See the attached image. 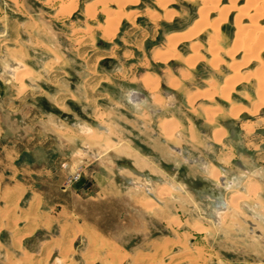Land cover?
<instances>
[{
	"label": "rangeland",
	"instance_id": "1",
	"mask_svg": "<svg viewBox=\"0 0 264 264\" xmlns=\"http://www.w3.org/2000/svg\"><path fill=\"white\" fill-rule=\"evenodd\" d=\"M211 1L121 0V4L113 2L109 6L104 3L102 17L94 19L97 28H103L99 24L103 23L102 18L104 23L112 19L108 23L114 22L115 26L122 21L120 33H115L116 29L111 28L108 34L110 36L113 33L112 38L106 35L109 42L96 41V29L92 27L85 30L72 27L71 30V27L57 25L61 46H67L68 52H71L63 60V66L73 68L78 73L77 76L91 69L101 73L113 71L115 67L123 69L117 80H112L113 83L107 80V85L100 90H94V87L90 89L89 107L71 108L76 118L73 122H77L76 127L81 131L77 136L82 141L79 154L83 157H75L70 172L57 171L52 179L41 177L35 171L44 158L39 153L41 151L21 156L20 160L14 161L9 158L11 155L8 153L6 161H2L3 152L14 150L20 144L33 147L34 141L20 139L22 129L18 123V110L15 109L10 114L3 113L2 116L3 105L0 102V264H264V249L257 243L236 240L230 233L222 239L217 237L219 229H213L210 224L213 221V210L209 203V193H205L208 183L203 179L193 182L195 167L189 163L195 161V154L181 156L180 150H177L181 149V144L187 142L192 143L196 151L199 148L208 150L206 144L209 140L203 138L198 131L200 128L209 130L208 127L213 123V119L210 121L207 118L210 117L208 112L212 108L205 105L217 106L216 96L219 99L224 98L223 101L219 100L221 103L231 104L230 91L234 90L236 83L242 78L240 73L243 69L258 68L253 70L254 73L251 71L245 74H251L254 78L243 76L247 83L250 78L257 80L264 74L260 67L264 65V5L259 7L258 0ZM72 3L71 0L68 4ZM204 9L205 19L201 14ZM109 12L113 18H106ZM76 17L78 16H74V19ZM115 18H119V21L114 20ZM199 19L201 25L197 28L196 22ZM238 29H243L244 32ZM192 30L198 33L195 36L193 32L189 34ZM214 33H217L216 36ZM135 40L138 42V54H116L135 48L131 42ZM192 42L196 46L190 48ZM153 47L158 52L162 50L159 54L164 57H160V62L148 60L149 54H144L149 53V49ZM251 47H255V50ZM250 48L253 50L252 54L259 49L258 54L252 55ZM98 50L110 52L103 54L109 57L101 60L100 64L96 62L101 57V54H97ZM244 56L247 61L243 59ZM57 61H61L60 57H57ZM15 63L19 65L16 71H11L14 75L12 77L8 67ZM6 64L2 66L0 63V90L2 86L8 87L6 94L13 97L10 101L15 102V105L24 104V98L29 96L26 92L33 94L27 86V80L33 78L31 69L20 61ZM21 65L25 69L19 71ZM232 66L239 69L233 70ZM3 67L8 76L1 74L4 73ZM178 67H181V77L183 76V82L187 85H207L208 88L216 90L217 95L201 94L195 102L199 106H184L187 111H183L181 106L184 104L182 97L164 101L161 92L167 87L160 75L163 70L169 74L175 73ZM129 70H132V77L129 76ZM257 71L261 73L259 77ZM187 72L197 73L199 79L192 78ZM150 73H154L153 78ZM229 73L233 74V78L228 76ZM209 74L212 77L210 81H200ZM234 79L239 80L229 86ZM129 81L134 84L132 86L141 84L147 87L151 101H155H152V105L163 109L162 115L152 119L145 109L131 110L121 107L122 116H127L128 119L131 116L130 119L134 121L133 130L128 123L121 122L114 114L120 109L118 104L123 103L120 89L127 87ZM224 84L228 86L224 88ZM182 88L175 90L183 92ZM98 92L107 93L109 97L98 100ZM19 99L23 102L18 101ZM165 104H175L177 107L172 108ZM21 109L23 112L24 106ZM183 112L184 116L198 118L191 123L196 137L185 139V142L180 138ZM203 114L207 116L206 122L201 121ZM212 116L215 117V114ZM152 131L158 147L155 153L147 154L151 153L147 137ZM158 134L161 138H157ZM176 134H180V137ZM50 145V140L42 143L44 148H49ZM134 150L137 153V164L144 162L142 155L153 161L148 164L150 167L147 171H138L140 176L116 166L120 155L130 156ZM97 160L104 166L98 165ZM198 161V164L203 163L202 160ZM19 166L26 167L21 175H18ZM63 166L64 163L60 165L64 168ZM181 181L189 183L191 193H196L195 198L190 195L191 205L196 208L195 216L193 213L181 211V201H175L181 199V189H188ZM26 185L30 188L28 192L24 188ZM231 185L224 187V190L229 191ZM163 187L171 189L165 188L162 191L164 194H159L162 199L160 204L155 193ZM170 193L172 195L169 196ZM33 196H42L44 201L39 199L38 202L31 203ZM239 203L240 201L235 208L231 205L233 213L239 212ZM40 210L50 216L41 217ZM239 221L241 220L232 217L220 225V219H217V224L222 226L221 229L227 228V231L232 232V227L242 226L243 222ZM40 223H43L42 227H38ZM50 238L59 248L57 254L51 251L38 253L40 244Z\"/></svg>",
	"mask_w": 264,
	"mask_h": 264
},
{
	"label": "crops",
	"instance_id": "2",
	"mask_svg": "<svg viewBox=\"0 0 264 264\" xmlns=\"http://www.w3.org/2000/svg\"><path fill=\"white\" fill-rule=\"evenodd\" d=\"M70 1L0 0V63L3 66L5 63L8 65L12 62L20 61V63L31 69L33 76L30 80H27V86L33 91V94L26 92V95L29 96L24 98V104L22 103L21 105H15V102H11L10 100L13 97H8L6 94L8 87L2 86L0 90V102L3 105L2 116L3 113L10 114L11 111L13 112L17 109L18 123L21 125L20 129H22V133L19 135L20 139H25L27 142L30 140L34 141L33 147L31 145L20 144L14 150L3 152L1 159L2 161H6L7 154L10 153L11 156L9 158L11 160H20L21 156L33 153L37 154L41 151L39 153L44 158L41 162L37 160V162H40V167L35 171L41 177L49 179H52L57 171L65 170L66 172H70L73 169L72 165L74 164L75 157L82 156L79 153L81 151L80 147L83 145L81 139L77 136L81 131L76 127L77 122H73L76 118L71 108L75 106L82 108L89 107L91 103L89 97L90 89L94 87V90H100L103 86L107 85V80H109V83H113L112 80H117V76L121 74L123 69L122 67H115L113 71L105 73L94 72L91 69L81 76H77L78 73L73 68L63 66V62L71 52H68L67 46H61L57 25L71 27V30H73L72 27L80 30L92 27L96 29L94 31V39L96 41L104 40L105 42H109L110 39L106 38L107 36L105 35L111 32V30L108 26H105L104 18H102L103 23L99 22L104 29H98L94 19L98 20L97 18H100L104 3H107L108 6L113 2V4H121V0H73L72 4H68ZM69 8H71L70 11L68 10ZM109 9L113 11L117 10V8ZM66 11L67 13L69 11V13L67 14ZM76 15L78 17L74 19ZM121 24L122 21L115 26V33L117 31L120 33ZM131 42L135 48L132 47L128 51H121L116 54H138V42L136 40L135 42ZM195 44V42H192L190 48L195 47ZM161 52L162 50L158 52L157 48L153 47L149 49V53L144 54H149L148 60L160 62V57H164L163 54H159ZM109 53L98 50L97 54H101V57L96 62L100 64L101 60L109 57L103 54ZM57 57H60V62L57 61ZM15 64L12 65L18 68L17 63ZM4 69L3 67L4 73L1 74L8 76ZM254 69L255 67L247 70L243 69L240 76L243 77L246 72H251ZM131 73L132 70H129V76L132 77ZM187 74L192 78L199 79L195 72L193 74L187 72ZM150 75L153 78L154 73H150ZM228 76H233V74L229 73ZM160 77H162L161 79L164 78L163 83L167 87L166 90L161 92L162 99L167 101L170 98L176 99L182 97L184 104H181V106L183 108L184 106L189 107L191 104L194 108L198 107L199 105L195 102L199 100L200 95L203 93H205V96L207 94L217 95V91L208 88L207 85L196 87L189 86L183 82L185 79L181 77V67H178L176 72L172 74L163 70ZM204 78L200 79V81L206 83L212 79L210 74ZM241 79L236 83L234 90L230 91L231 104L221 103L219 100L223 101V99H219L216 96L215 99H218L216 100L217 106L205 105L206 107H211V112L215 114V117L212 118V125L208 127L209 130L204 128L198 129L199 134L209 140V143L206 144L208 150H205V152L199 148L196 151L193 144L189 142L181 144V149L177 148V150H180L181 156L189 157L195 154V161L189 163L195 167L193 182L197 181V179H203L208 183L205 193L206 195L209 193V203L214 213L211 212L213 221L210 224L213 229H219L217 237L222 239L230 233L236 240L249 244L257 243L264 249V95L262 94L264 92V74L260 79L263 82L262 85H260L261 83L258 85L261 81L258 82L253 78H250L248 83ZM132 85H134L132 81H129L127 87L125 86L120 89L123 103L120 102L118 104L120 109H117L114 114L121 122L128 123L129 127L133 130L134 126L132 124L134 121L130 119L131 116L129 119L127 116H122L121 107L131 108V110L132 108L134 110L145 109L148 116L152 119H157L159 115H162L163 109L152 105L151 96L150 93L148 94L149 91L146 87H143L141 84L139 86ZM181 88L183 92L175 90ZM258 89L261 91H259V95H257ZM132 91L135 93H132ZM98 95H100L98 100L109 97L107 93L98 92ZM136 98L142 100L139 103L134 102ZM18 101L23 102L20 99ZM22 106H24L23 112ZM165 106L177 107L175 104H165ZM235 109H240L241 111L237 110L238 113H235L234 117L233 113ZM187 110V108L183 109V111ZM183 114L185 112L181 115V127L183 129L181 137L180 134L176 135L181 138V141L185 142V139H190V137L194 139L196 137L197 134L193 131L194 128L193 125L191 126V123L195 122L198 118L189 115L184 116ZM118 115L120 116L118 117ZM201 117V121L206 122L205 114L201 115ZM2 133L4 134V130H2ZM220 134L223 135L221 136ZM121 135L123 136V134ZM157 136V138H161L159 134ZM154 137L153 131L147 137V142L150 144L148 147L151 149V153L148 152L147 154L155 153L157 150L158 145L154 142ZM215 137L218 140H214ZM45 140L51 141L49 148L42 146ZM202 151L207 156H203ZM132 153L130 156L120 155L116 166L123 171H132L133 174L140 176L138 171H147L150 167L148 164H152L153 161L149 157L138 153L140 156H144V159H142L144 162L137 164L135 162L137 160V158L135 159V154L137 153L135 150ZM198 160H202L204 164H198ZM63 163L64 168L60 167ZM96 163L102 165L99 160ZM109 168L116 174L115 170L111 167ZM25 170L26 167L19 166L18 175H21V172ZM213 170H216V174L219 173L217 179L212 178ZM216 174L214 171L213 176ZM220 177H223L221 183L219 182ZM181 184L186 185L188 189H181V199L178 198L175 201H181V208L183 209L181 211H186L188 214L193 213L195 216L196 208L191 205L190 195L195 198L196 193L194 191L191 193L189 183L181 181ZM224 184L227 187L232 184L229 191L224 190ZM24 188L26 192L30 189L28 185L24 186ZM252 189L253 192L251 193ZM236 195H240L242 198L239 203V212L233 213L231 209H228V203ZM43 198L42 196H33L30 202L36 203L39 199L43 202ZM222 202L225 204V211L218 212L217 208L223 204ZM198 204L200 205L201 202L199 201ZM192 207L194 210H192ZM40 212L41 217L50 216L48 213L46 215V212L43 210H40ZM225 213H227V219L233 217L241 220L239 222H243L242 226L232 227V232L227 231V228L221 229L222 226H219L220 222L217 224V219H220V215H224ZM42 225L43 223H40L38 227H42ZM38 248V253L43 254L47 251L57 254L59 249L52 238L43 241Z\"/></svg>",
	"mask_w": 264,
	"mask_h": 264
},
{
	"label": "bare ground",
	"instance_id": "3",
	"mask_svg": "<svg viewBox=\"0 0 264 264\" xmlns=\"http://www.w3.org/2000/svg\"><path fill=\"white\" fill-rule=\"evenodd\" d=\"M72 1H73V0H72ZM210 1H211V0H210ZM115 2H116V1H115ZM211 2H212V1H211ZM245 4H246V3H245ZM122 5H123V4H122ZM122 5H121V6H122ZM257 5H258L259 7H260L261 5H264V0H258ZM255 6H256V5H255ZM258 6H257V8H258ZM204 7H205V6H204ZM204 7H203V8H204ZM214 7H215V6L213 5V8H214ZM70 9H71V8H69L68 10L70 11ZM255 9H256V7H255ZM200 10H201V9H200ZM200 10H199V13H200ZM205 10H206V9H204V10L202 11L201 14H203V12H205ZM69 11H68V13H69ZM209 12H210V11H209ZM211 12H212V11H211ZM63 13H64V12H63ZM66 13H67V11H66ZM68 13H67V14H68ZM120 13H121V12H120ZM120 13H118V14H120ZM237 13H238V12H237ZM256 14H257V13H256ZM262 14H263V13H262ZM237 15H238V14H237ZM108 16L111 17V13H110V12L107 14V17H106V18H108ZM199 16H200V14H199ZM203 16H204V14H203ZM203 16H201V18H202ZM110 17H109V18H110ZM118 17L121 18V16H119V15H118ZM109 18H108V19H109ZM111 18H113V15H112ZM116 18H117V16H116ZM116 18H115L114 20H116V21L118 22V21H119V18H118V19H116ZM199 18H200V17H199ZM203 18L205 19V16H204ZM203 18H202V19H203ZM223 18H225V17H223ZM248 18H249V17H248ZM251 19H252V18H251ZM110 20H112V19H110ZM110 20H108V21L106 20L107 22H105V23H108ZM200 21H201V20L199 19V20L196 22V23H197V25H196L197 28H198V26L201 25V22H200ZM198 22H200L199 25H198ZM203 22H205V21L203 20ZM113 23H114V22H112V23L110 22V23H108V24L105 25V26H108V28H109L110 30H111V28H112V30H113V29H115V23H114V24H113ZM116 25H117V24H116ZM234 25H235V24H234ZM194 26H195V25H194ZM213 27H214V26H213ZM216 27H217V26H216ZM200 28H201V27H200ZM239 28H240V27H239ZM242 28H243V26H242ZM251 28H252V27H251ZM103 29H104V28H103ZM194 29H196V28H194ZM243 29H244V28H243ZM243 29H238V30H242V31H243ZM253 29H254V28H253ZM189 30H191V29H189ZM214 30H215V27H214ZM197 31H198V30H197ZM215 31H216V30H215ZM215 31H214V32H215ZM235 31H236V30H235ZM261 31H262V30H261ZM263 31H264V30H263ZM192 32L194 33V31L192 30L191 32H189V34L192 33ZM195 32H196V31H195ZM238 32H239V31H238ZM243 32H244V31H243ZM258 32H259V31H258ZM185 33H186V32H185ZM185 33H184V34H185ZM196 33H198V32H196ZM196 33H194L193 35L195 36ZM235 33H236V32H235ZM103 34H104V33H103ZM112 34H113V33H112ZM112 34H111V35H112ZM189 34H188L187 36H189ZM216 34H217V33H216ZM216 34L214 33L215 36H216ZM240 34H241V33H240ZM246 34H247V33H246ZM249 34H250V33H249ZM258 34H259V33H258ZM111 35L109 36V34H108L109 37H111ZM242 35H244V33H242ZM105 36H106V35H105ZM108 36H107V37H108ZM215 36H213V37H215ZM248 36H249V35H248ZM107 37H106V38H107ZM109 37H108V38H109ZM213 37H212V39H213ZM236 37H237V36H236ZM238 37H239V36H238ZM245 37H246V36H245ZM260 37H261V36H260ZM111 38H112V37H111ZM191 38H192V35H191ZM171 39H172V38H171ZM215 39H217V38H215ZM180 40H181V39H180ZM237 40H238V39H237ZM251 40H252V39H251ZM253 40H254V39H253ZM211 41H212V40H211ZM240 41H241V40H239V42H240ZM245 41H246V40H245ZM107 42H108V41H107ZM255 42H256V41H255ZM176 43H177V42H176ZM211 43H212V42H211ZM213 43H214V41H213ZM257 43H258V42H257ZM173 44H174V43H172V46H173ZM169 46H170V45H169V43H168V47H169ZM251 48H252V47H251ZM251 48H250V50H251L250 53L252 54V51H253L252 49L255 50V47L252 48V49H251ZM258 48H260V47H258ZM261 48H262V47H261ZM173 49H174V48H173ZM256 50H257V48H256ZM260 50H261V49H260ZM74 51H75V50H74ZM257 51H259V49H258ZM257 51H256L255 53H257ZM194 52H196V51H194ZM233 52H234V51H233ZM233 52H231L230 55H232ZM213 53H214V51H213ZM250 53H249V54H250ZM255 53H253V54L255 55ZM198 54H199V53H198ZM249 54H247L246 57L249 56ZM253 54H252V55H253ZM257 54H258V53H257ZM161 55H162V54H161ZM193 55H194V54H192V56H193ZM212 55H213V54H212ZM196 56H197V55H196ZM213 56H214V55H213ZM256 56H257V55H256ZM244 57H245V56H244ZM246 57L243 58V59L247 61V58H248V57H247V58H246ZM250 57H251V56H250ZM250 57H249V58H250ZM167 58H168V57H167ZM199 58H200V56H199ZM251 58H254V57L252 56ZM95 59H96V58H95ZM254 59L257 60L258 57H257V58L255 57ZM258 61H259V60H258ZM244 62H245V61H244ZM259 62H260V61H259ZM260 63H261V62H260ZM240 64H241V63H240ZM245 64H247V63H245ZM245 64H243V65H245ZM18 65H19V64H17V66H18ZM191 65H192V63H191ZM232 65H233V64H232ZM235 65H237V64H235ZM261 65H262V64H261ZM17 66H16V67H17ZM262 66L264 67V65H262ZM262 66H260V67H261V69L264 70V68H262ZM232 67H233V68H232L233 70L238 68L237 66H232ZM235 67H236V68H235ZM21 68H22V69H21ZM240 68H241V67H240ZM255 68H256V67H255ZM16 69H17V68H15L12 64H10V66L8 67V72L12 74L13 72H11V71H16ZM23 69H25V68L21 65L20 68H19V71H20V70H23ZM238 69H239V68H238ZM257 69H258V68H257ZM257 69H256V70H257ZM27 70H28V69H27ZM254 70H255V69H254ZM256 70H255V71H256ZM6 71H7V70H6ZM17 71H18V70H17ZM28 71H29V70H28ZM248 71H249V70H248ZM251 71H252V70H251ZM255 71H253V73H254ZM260 71H261V70H260ZM260 71H259V72L257 71V73H256V74H258V75H257L258 77H259L260 74H261ZM236 72H237V71H236ZM244 73H245V72H244ZM246 73H247V72H246ZM262 73H264V71H263ZM236 74H237V73H236ZM248 74H249V73H248ZM13 76H14V75L12 74V77H13ZM238 76H239V75H238ZM246 76H249V75H246ZM246 76H245V78H247ZM250 76H251V74H250ZM250 76H249V77H250ZM254 76H255V78L257 77L255 74H254ZM88 77H89V76H88ZM182 77H183V76H182ZM251 77H253V75H252ZM149 78H150V76H149ZM232 78H233V76H232ZM238 78H239V77H238ZM242 78H243V77H242ZM253 78H254V77H253ZM256 79H257V78H256ZM260 79H261V77H259V79H257V80L261 81V82L258 81V82H259L258 85H259L260 83H261L260 85H262V83H263L262 80H260ZM148 80H149V79H148ZM154 80H155V79H154ZM238 80H239V79H234V80H232V81L230 80L231 82L229 83V84H230L229 86H231V84L233 85V84H234L236 81H238ZM241 80H242V79H241ZM243 80H244V78H243ZM143 81H145V79H144ZM143 81H142V82H143ZM244 81H245V80H244ZM246 81H247V80H246ZM153 82H155V81H153ZM224 83L226 84V82H224ZM227 83H228V82H227ZM176 84H177V83H176ZM225 84H224V86H223L224 88H225L226 86H228V85L225 86ZM263 84H264V83H263ZM143 85L145 86V84H143ZM171 85H172V84H171ZM153 87H154V86H153ZM173 87H174V86H173ZM257 87H259V86H257ZM146 88H147V87H146ZM148 88H149V86H148ZM227 88H228V87H227ZM262 88H263V86H262ZM220 89H221V88H220ZM256 89H257V88H256ZM260 89H261V88H260ZM150 90H151V89H150ZM152 90H153V89H152ZM154 90H155V87H154ZM225 90H226V89H225ZM222 91H223V90H222ZM232 91H233V90H232ZM259 91H260V90L258 89L257 95H259V94H258ZM212 92L214 93V91H212ZM212 92H211V93H212ZM260 92H261V91H260ZM132 93H135V92H132ZM132 93H131V94H132ZM216 93H217V92H216ZM262 94L264 95V92H263ZM220 95H221V94H220ZM200 96H201V95H200ZM135 97H136V96H135ZM153 97H155V96H153ZM153 97H152V98H153ZM260 97H261V96H260ZM138 98H139V97H138ZM198 98H199V96H198ZM227 98H228V96H227ZM258 98H259V97H258ZM208 99H209V98H208ZM223 99H224V98H223ZM261 99H262V97H261ZM141 100H142V99H141ZM141 100L136 98V101H134V102H138V103H139ZM258 100H259V99H258ZM152 101H153V100H152ZM153 102H155V101H153ZM260 104H261V100H260ZM260 104H258V105H260ZM234 107H236V106H234ZM237 107H238V106H237ZM243 109H244V107H243ZM243 109L241 108V110H243ZM204 110H205V108H204ZM235 110H236V109H235ZM235 110H234L233 116L236 115L235 113H238L237 110H239V112L241 111L240 109H237L236 111H235ZM254 110H255V109H254ZM208 111H209V110H208ZM214 112H215V110H214ZM216 112H217V111H216ZM253 112H254V111H253ZM205 113H206V112H205ZM208 114H209L210 117H207L206 115H205V117L210 118V120H211L212 117H213V116H212L213 113H212V112H208ZM231 114H232V112H231ZM231 114H230V116H231ZM234 117H235V116H234ZM207 118H206V119H207ZM161 119H162V118H161ZM163 120H164V119H163ZM207 120H208V119H207ZM164 121H165V120H164ZM167 122H168V120H167ZM169 122L171 123V120H170ZM170 125H171V124H170ZM171 127H173V125H172ZM171 127H170V128H171ZM104 130H106V129H104ZM168 130H169V132H170V129H168ZM171 131H172V129H171ZM167 133H168V132H167ZM167 133H166V135H167ZM217 134H219V133H217ZM217 134H216V135H217ZM216 135H215V136H216ZM220 135L222 136L223 134H220ZM167 136L170 137L169 134H168ZM218 138H219V136H218ZM218 138L215 137L214 140H215V139L218 140ZM214 171H215V174H216V170H213L212 178L214 177V176H213ZM216 176H217V174L215 175V177H216ZM215 177H214V179H215ZM221 180H222V178H220V182H221ZM224 187H227V186L224 185ZM165 188H167V189L170 188V189H171V187H169V188H168V187H163V188H161L160 190H157L156 193H155V198H156L157 202H160V204H161V202H162V201H161L162 199H161V197L159 196V194H161V193L164 194V192H162V191H163ZM227 188H228V187H227ZM169 192H170V190H169ZM252 192H253V189L251 190V193H252ZM167 194H168V193H167ZM170 195H172V194L170 193L169 196H170ZM252 195H253V194H252ZM165 196H166V194H165ZM241 198H242V197H241L240 195H239V196H238V195L233 196V199L228 203V207H230V208H228V209H232V208H233V207H232L233 205H234V208H235L236 205H237V202L240 201ZM144 200H145V199H144ZM245 200H246V199H245ZM249 200H250V199H249ZM144 202H145V201H144ZM148 202H149V201H148ZM150 202H151V201H150ZM222 203H223V202H222ZM146 204H147V203H146ZM146 204H145V205H146ZM149 204H150V203H149ZM231 205H232V206H231ZM143 207H144V206H143ZM217 207H218V206H217ZM146 208H147V207H146ZM217 209L219 210L218 212H224V211H225V204L223 203V204L220 205V207H218ZM263 211H264V207H263ZM215 218H217V217H215ZM226 219H227V213H225L224 215H221V217H220V225H221L222 223H224V222L226 221ZM195 225H196V224H195ZM197 225H198V224H197ZM222 225H223V224H222ZM24 234H25V233H24ZM26 234H27V233H26ZM89 235H90V234H89ZM17 243H18V242H17ZM156 247H157V246H156ZM47 255H48V254H47ZM32 256H33V255H32ZM112 256H113V255H112ZM174 257H176V256H174ZM110 261H111V260H110ZM9 262H10V261H9ZM28 262H29V261H28ZM112 262H113V261H112ZM7 264H9V263H7ZM10 264H11V263H10ZM24 264H25V263H24Z\"/></svg>",
	"mask_w": 264,
	"mask_h": 264
},
{
	"label": "flooded vegetation",
	"instance_id": "4",
	"mask_svg": "<svg viewBox=\"0 0 264 264\" xmlns=\"http://www.w3.org/2000/svg\"><path fill=\"white\" fill-rule=\"evenodd\" d=\"M99 157V156H98ZM218 175H219V173H217V176H216V178L218 177ZM220 178H223V177H220ZM220 178H219V182H220ZM222 182V181H221ZM220 182V183H221ZM225 186H226V184H224ZM160 203V202H159ZM162 204V203H161ZM229 208V207H228ZM221 216V215H220Z\"/></svg>",
	"mask_w": 264,
	"mask_h": 264
}]
</instances>
